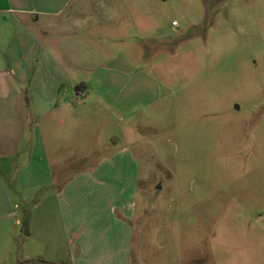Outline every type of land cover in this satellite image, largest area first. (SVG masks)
<instances>
[{"label":"rangeland","instance_id":"obj_1","mask_svg":"<svg viewBox=\"0 0 264 264\" xmlns=\"http://www.w3.org/2000/svg\"><path fill=\"white\" fill-rule=\"evenodd\" d=\"M68 4L97 19L68 79L74 99L84 84V113L106 147L113 135L124 144L128 128L135 137L131 264H215L210 249L226 264L232 217L264 210V0ZM41 27L44 48L64 56L60 19ZM100 160L75 154L67 169L75 175Z\"/></svg>","mask_w":264,"mask_h":264},{"label":"crops","instance_id":"obj_2","mask_svg":"<svg viewBox=\"0 0 264 264\" xmlns=\"http://www.w3.org/2000/svg\"><path fill=\"white\" fill-rule=\"evenodd\" d=\"M68 3L0 0V264L35 258L131 264L139 187L135 137L128 128L124 144L113 135L106 147L98 122L84 113V84L75 87L81 93L74 99L68 79L87 54L84 30L97 19ZM56 19L65 34L64 56L44 48L41 25L48 30ZM88 126L96 132L91 139L83 135ZM75 154L102 160L74 175L67 168ZM232 221L237 225L227 236L226 264H264V210ZM16 248L22 255L14 256ZM210 251L216 264L217 252Z\"/></svg>","mask_w":264,"mask_h":264},{"label":"trees","instance_id":"obj_3","mask_svg":"<svg viewBox=\"0 0 264 264\" xmlns=\"http://www.w3.org/2000/svg\"><path fill=\"white\" fill-rule=\"evenodd\" d=\"M37 263L51 264V263L46 262L42 258H35V259H29V260H21V261H17L14 264H37Z\"/></svg>","mask_w":264,"mask_h":264},{"label":"built area","instance_id":"obj_4","mask_svg":"<svg viewBox=\"0 0 264 264\" xmlns=\"http://www.w3.org/2000/svg\"><path fill=\"white\" fill-rule=\"evenodd\" d=\"M172 24L176 26V25H177V22H176V21H173V23H172Z\"/></svg>","mask_w":264,"mask_h":264}]
</instances>
